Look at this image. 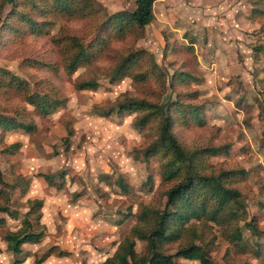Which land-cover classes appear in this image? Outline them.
Wrapping results in <instances>:
<instances>
[{
    "label": "rangeland",
    "instance_id": "374dc122",
    "mask_svg": "<svg viewBox=\"0 0 264 264\" xmlns=\"http://www.w3.org/2000/svg\"><path fill=\"white\" fill-rule=\"evenodd\" d=\"M96 3L108 15L136 7V0ZM9 11V6L2 10L0 0V69L27 80L34 91L35 80L45 85L52 82L67 104L47 119L34 115L39 127L36 134L17 131L6 136L7 143L21 142L23 148L9 163L0 160V166L8 182L14 180L11 168L29 180L24 198L20 191L14 194L20 204L29 199L44 201L45 236L40 243L25 244L22 254H11L2 235L22 227L27 209L19 208L18 220L3 216L0 264H104L114 256L130 234L141 205L155 199L161 179L159 162L138 154L152 137L135 127L137 115L103 114L125 97L151 102L163 98L166 103L178 91L187 92L180 87L175 91L170 83L184 62L193 64L200 78L189 89L198 91L197 100L192 101L206 104L208 117L205 127L179 130V137L188 147H232L230 154L212 162L228 170H246L245 179L236 186L248 217L256 218L264 232V0H159L154 6L155 20L140 37L132 34L125 41L112 42L97 62L72 76L65 71L62 40L73 36L87 41L94 36L96 24L50 15L43 34H27L16 42L7 31ZM189 46L195 55L187 50ZM135 50L147 52L148 64L158 66L157 76L143 83L130 77L111 83L118 62ZM163 74L166 79L161 83ZM88 80H96L97 89H76L77 83ZM12 106L33 111L20 93L0 90V109ZM68 127L72 137H68ZM60 172L66 173L60 190L39 177ZM120 178L129 185V192L118 190ZM144 246L137 242V251L142 252ZM217 246L212 253L215 264H264V255L261 259L238 255L221 238ZM180 263L201 264L196 260Z\"/></svg>",
    "mask_w": 264,
    "mask_h": 264
},
{
    "label": "trees",
    "instance_id": "16d2710c",
    "mask_svg": "<svg viewBox=\"0 0 264 264\" xmlns=\"http://www.w3.org/2000/svg\"><path fill=\"white\" fill-rule=\"evenodd\" d=\"M158 1L136 0L134 10L111 15L99 8L96 0H1V8H10L6 17L7 31L15 36L13 40L16 42H22L27 34H43L50 15L85 20L91 25L95 23L94 36L89 40L73 36L62 40L65 71L72 76L79 68L97 62L110 49L112 42L125 41L132 34L140 37L155 20L154 6ZM39 16L43 18L41 21ZM190 43L192 45V40ZM187 50L195 55L193 46ZM147 55L144 50H135L123 58L112 71L111 83L126 77L137 83L155 78L158 66L149 65ZM193 70V64L184 62L172 76L171 87L175 91L180 87L187 92L178 91L176 97L166 103H162L163 98L151 102L125 97L114 109L103 114L110 116L117 111L121 115H137L135 127L152 137L138 154H143L146 160L155 158L159 162L161 179L155 199L141 205L130 234L104 264H181L182 260L215 264L212 253L218 248L219 238L228 242L238 255L249 254L255 259L264 255V232L256 218L248 217L242 192L236 186L245 179L246 170H228L212 162L213 158L230 154L232 147L226 144L188 147L179 137V130L203 128L207 123V105L193 103L199 94L189 89L192 83L200 82ZM160 79L161 83L164 82L165 75ZM34 85L35 91L27 80L0 69V90L20 93L24 103L33 108V111L26 106L0 109V160L7 163L23 148L21 142L7 143L8 133L21 131L34 135L39 130L34 115L47 119L67 104V98L57 94L52 82L45 85L42 80H35ZM76 87L78 90H95L98 83L88 80L77 83ZM67 131L68 137H72V128L68 127ZM9 174L14 178L12 182L6 180L7 174L0 166V229L4 227L3 216L18 220L21 216L19 208L27 209L22 227L2 235L6 251L20 255L25 244L40 243L45 236L41 224L44 201L29 199L20 204L14 194L20 191L24 198L29 180L23 174H16L14 168ZM39 177L59 190L66 181L64 172L39 174ZM149 182H152L151 178ZM116 186L122 193L129 192V185L122 178L116 181ZM137 242L145 244L140 253L136 249ZM171 249L176 251L170 253ZM1 254L3 250L0 248Z\"/></svg>",
    "mask_w": 264,
    "mask_h": 264
}]
</instances>
